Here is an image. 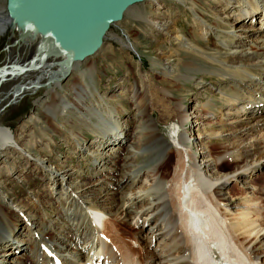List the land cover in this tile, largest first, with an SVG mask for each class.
Wrapping results in <instances>:
<instances>
[{
  "label": "bare ground",
  "instance_id": "1",
  "mask_svg": "<svg viewBox=\"0 0 264 264\" xmlns=\"http://www.w3.org/2000/svg\"><path fill=\"white\" fill-rule=\"evenodd\" d=\"M212 2L217 5L211 18L214 22L202 21L200 36L213 34L227 41L218 48L226 52V57L221 59L218 52L207 54L206 47L196 46L181 35L177 34L173 39L180 49L204 57L221 69L214 74L227 89L216 91L221 95L222 108L229 111L221 123L226 133L218 137L231 146L240 147L238 156L233 155L231 147L223 148L217 155L207 150L214 136L205 130L199 134L203 117L198 113L191 114L194 120L191 131L195 145L200 148L190 149V139L186 138L188 131L184 128L186 116L180 106L176 108L178 128L172 129L167 139L161 136L158 127L144 111L146 107L141 108L134 97L129 99L131 112L107 105L108 112L114 115L104 120L94 110L95 70L85 64L92 56L73 62L54 46L43 49L39 44L19 64L13 60L8 62L14 73L29 68L19 76L35 72L53 56V64L55 61L62 64L60 71L54 76L49 72L44 83L38 84L45 92L44 98H38L33 105L38 113L49 117L52 124L60 122V129L77 141L76 144L80 134L74 126L92 135L95 140L91 146L88 147L81 138L83 142L78 143L75 150L79 155L88 152L94 157L95 169L92 182H81L74 167H54L32 156L21 145L20 139L14 138L10 129L0 127V154L24 156L27 162L43 167L51 177L50 190L55 195L54 201L62 203L56 219L39 221L37 215L16 210L4 196H0V264H22L27 257L32 264H264V227L257 221L261 208L250 198L258 193L253 195L249 192L252 187L247 186L248 180L264 171V0ZM133 15L137 20L160 27L165 37L170 36L167 23L154 20L152 23L137 13ZM254 22L256 25L252 26ZM10 30L15 31V28L5 10L1 9L0 37ZM110 37L138 55L129 39L125 41L116 35ZM16 39L17 33L11 45ZM37 52L40 53L36 55ZM28 61L30 64L25 67ZM193 61L181 66L186 70L200 69L201 65ZM72 73L76 80L72 81V78L64 84L66 75ZM86 78L90 80L87 86L84 84ZM209 119L213 121L211 117ZM173 149L182 161L180 168L177 165L179 171L172 175L174 200L167 192L170 191L167 184L158 180L157 175L158 167ZM255 152H258L259 160L255 159L250 166L239 164L241 158L247 161ZM229 161L234 162L232 169L221 174L218 166ZM239 185L244 191L246 189L243 202L230 195L232 186ZM83 203L88 205L83 208ZM261 216V220L264 219ZM25 220L29 222L31 236H20L18 231ZM116 223L132 226L136 240L127 245L118 236ZM95 224H101V227Z\"/></svg>",
  "mask_w": 264,
  "mask_h": 264
},
{
  "label": "rangeland",
  "instance_id": "2",
  "mask_svg": "<svg viewBox=\"0 0 264 264\" xmlns=\"http://www.w3.org/2000/svg\"><path fill=\"white\" fill-rule=\"evenodd\" d=\"M216 6V3L212 0H156L155 2L146 0L135 6L132 12L127 14L121 22L110 28L102 47L85 63L87 67L91 68L93 66L92 68L95 70L93 79L94 94L96 93L93 94L95 100L94 110L101 114L100 116L104 120L111 119L114 114L108 112V106L121 107L124 111L131 112L132 104L129 99L134 97L135 102L140 104L141 108L146 107L144 111L158 127L161 136L167 139L169 132L174 128H178L179 119L176 108L180 106L184 109V115L186 116L184 128L188 131L186 138L190 139V149L198 150L200 148L195 145V138L191 131V125L194 121L191 114L195 113L197 115L196 113H198L203 117L200 119L199 134L202 130H205L213 133L214 136L211 140L213 143L211 145L209 143L207 150L212 155H217L223 148L231 147L233 155L238 156L241 150L240 147L238 149L237 145L231 146L218 137L221 136V133H226L223 132L225 129L221 127V123L229 111L228 108H222L221 95L216 91L220 88L221 91L227 89L226 84L219 81L214 74L221 69L204 57H196L184 49H180L178 42L173 39L177 34L181 35L185 40L196 46L206 47L205 52L207 54L218 52L221 59L226 57V52L219 51L218 48L227 41H223L213 34L200 36V33H202L201 22L204 20L208 24L214 22L211 18ZM1 9L5 10V0H0ZM134 13L145 19L147 18L152 23L154 21L167 23L170 36L165 37L163 32L160 31V27L137 20L134 18ZM255 25L254 22L252 26ZM14 35H16L15 31L10 30L0 37V69L8 66L3 72H0V127L10 129L14 138L20 139L21 145L32 156L38 157L54 167H74L75 171L80 174L81 182H92V173L95 169L92 164L94 157L89 156L88 152L79 155L75 150L77 144H81L83 140V143L88 144V147L91 146V143H94L95 140L92 135L85 129H80L77 125L74 126V130H78L80 134V139L76 144L77 141L75 142L66 131L60 129L58 125L60 122L52 124L51 119L38 113L33 105L38 98H44L45 92L41 87L39 88L38 84L40 85V82L44 83L49 72L54 76L55 72L60 71L62 64H58L57 61L53 64L55 58L53 56L45 60L35 72H28L20 76L15 75L16 78L11 79V75L6 74V72H13L14 69L9 66L8 62L13 60L15 64H19L22 59L32 54L39 43L37 36L28 34L22 43L11 45ZM113 35L120 36L125 41L129 39L138 55L131 53L113 41L110 37ZM196 39L198 42L195 43ZM38 53L40 52H37L36 55ZM192 60L196 61H193L194 63L201 65L200 69L186 70L181 66L182 63L186 64L187 61ZM29 64L30 61L25 64V67ZM73 75V73L67 74L64 84L71 80ZM74 79L76 80V78H73L72 81H75ZM50 81L51 79L48 82L50 83ZM89 83V78H86L84 84L87 86ZM32 85L37 88L33 90ZM192 101L193 103H191ZM204 112H207L208 115L205 116ZM71 117L74 118L72 115ZM210 117L213 121H210ZM51 128L55 131L52 132ZM196 134L198 133L196 132ZM196 153L198 152L196 151ZM257 153H253L250 158H247V161L241 158L239 164L244 163L250 166L255 159L256 161L260 159ZM177 159H179V156L173 149L164 159L162 166L158 167L157 174L158 180L167 184L168 190L171 191L167 192L172 200H174L172 186L174 177L172 175L176 171L178 172L182 166V161ZM233 165L234 162L232 161L225 162L218 166V170L221 174H227ZM50 178V174L43 167L31 161L27 162L24 156L10 154L7 157L5 153L0 154V196H4L6 202L14 206L16 210L20 209L22 212L31 213L30 215H37L39 221H52L61 213L60 206L62 203L54 201L55 195H52L50 190ZM248 181L247 186L252 187L249 192H253V195L258 193V196L255 194V198H250L253 202L260 204L259 213L261 214H259L258 219L261 220L260 216L264 217V171L258 172ZM108 187L106 186V191L110 190ZM245 192L246 189L244 191V188L240 185L232 186L230 195L235 199L238 198V202H243ZM81 205L84 208L88 204L83 203ZM13 214L16 217L18 215L15 212ZM260 220H257L258 225L264 227V219L262 218V223H260ZM26 223L25 220L18 227L20 236L24 234L32 235L29 222ZM115 226L119 233L118 236L124 239L127 245H130V241L136 240L132 226L125 227L119 223H116ZM118 236L117 238L116 235L114 237L118 239ZM22 264L32 263L27 257Z\"/></svg>",
  "mask_w": 264,
  "mask_h": 264
},
{
  "label": "water",
  "instance_id": "3",
  "mask_svg": "<svg viewBox=\"0 0 264 264\" xmlns=\"http://www.w3.org/2000/svg\"><path fill=\"white\" fill-rule=\"evenodd\" d=\"M144 1L5 0V12L17 33L14 44L33 34L43 49L52 45L67 59L81 62L101 48L111 26L121 22L131 8ZM28 69L6 74L15 76Z\"/></svg>",
  "mask_w": 264,
  "mask_h": 264
}]
</instances>
